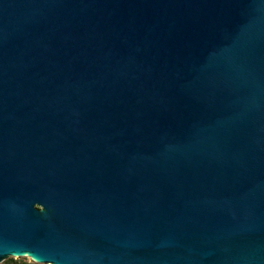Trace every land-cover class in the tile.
I'll return each instance as SVG.
<instances>
[{
    "label": "water",
    "instance_id": "95a60500",
    "mask_svg": "<svg viewBox=\"0 0 264 264\" xmlns=\"http://www.w3.org/2000/svg\"><path fill=\"white\" fill-rule=\"evenodd\" d=\"M264 264V0H0V262Z\"/></svg>",
    "mask_w": 264,
    "mask_h": 264
},
{
    "label": "rangeland",
    "instance_id": "374dc122",
    "mask_svg": "<svg viewBox=\"0 0 264 264\" xmlns=\"http://www.w3.org/2000/svg\"><path fill=\"white\" fill-rule=\"evenodd\" d=\"M9 260H13L15 262H24L25 264H44V263H40L37 261V259H34L33 257H31L30 255H25V256H19V255H15V256H9L4 258L0 264H7V262Z\"/></svg>",
    "mask_w": 264,
    "mask_h": 264
},
{
    "label": "trees",
    "instance_id": "16d2710c",
    "mask_svg": "<svg viewBox=\"0 0 264 264\" xmlns=\"http://www.w3.org/2000/svg\"><path fill=\"white\" fill-rule=\"evenodd\" d=\"M7 264H25L24 262H15V261H13V260H9L8 262H7Z\"/></svg>",
    "mask_w": 264,
    "mask_h": 264
}]
</instances>
